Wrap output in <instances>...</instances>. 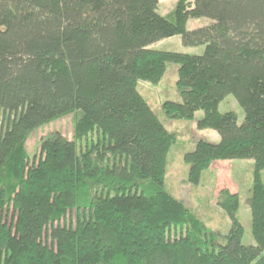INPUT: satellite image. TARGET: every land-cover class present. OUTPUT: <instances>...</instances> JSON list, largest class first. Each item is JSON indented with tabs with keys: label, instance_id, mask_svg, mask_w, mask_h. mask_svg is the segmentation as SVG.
I'll use <instances>...</instances> for the list:
<instances>
[{
	"label": "trees",
	"instance_id": "trees-1",
	"mask_svg": "<svg viewBox=\"0 0 264 264\" xmlns=\"http://www.w3.org/2000/svg\"><path fill=\"white\" fill-rule=\"evenodd\" d=\"M159 8L0 0V264H264V0H179L168 16ZM201 18L212 24L189 31ZM176 36L204 54L153 48ZM169 64L179 66L183 102H165L166 116L203 111L198 129L220 136L185 155L189 182L199 185L215 161H254L256 245L243 244L238 193L218 195L231 229L217 244L165 190L176 136L137 86L159 84ZM230 95L245 111L241 124L219 111ZM69 115L73 139L48 135L32 162V134Z\"/></svg>",
	"mask_w": 264,
	"mask_h": 264
},
{
	"label": "rangeland",
	"instance_id": "rangeland-1",
	"mask_svg": "<svg viewBox=\"0 0 264 264\" xmlns=\"http://www.w3.org/2000/svg\"><path fill=\"white\" fill-rule=\"evenodd\" d=\"M179 0H160L159 13L168 16L176 8ZM170 19V18H169ZM212 24L207 18L192 19L188 22L189 31L197 30ZM153 48L175 53L190 55H203L205 47H186L181 36H176L157 43ZM179 66L169 64L162 81L153 85L148 82H138L139 93L148 102L152 110L158 116L165 128L175 134L176 142L172 146L167 159V172L164 187L167 192L182 201L187 208L200 219L208 228L214 242L224 244L225 237L231 229V220L228 215L217 205L219 193L223 190L220 183L225 184L224 178H228L235 185L240 196V210L238 217L244 226L243 244L246 246L256 245L252 235V213L249 200L252 197L255 166L253 160H220L212 163L209 170L205 171L199 185L189 182L190 165L184 157L187 153L195 150L197 144L204 140L218 143L219 134L214 130H200L197 127L204 112L196 113L194 120H173L166 116L163 104L167 101L182 103L183 100L177 88ZM220 113L234 112L238 116L239 124L245 119V111L234 96H228L219 108ZM75 129V116L69 115L61 118L32 134L27 143L28 154L31 161H38L41 157V140L53 133H61L69 140L73 139ZM214 133V134H213ZM222 168L223 170H218ZM211 170V171H210ZM264 182V171L262 172ZM147 183H150L148 181ZM220 186V187H219ZM232 189L230 190L231 192ZM10 212V220H11ZM70 218V216H69Z\"/></svg>",
	"mask_w": 264,
	"mask_h": 264
},
{
	"label": "crops",
	"instance_id": "crops-1",
	"mask_svg": "<svg viewBox=\"0 0 264 264\" xmlns=\"http://www.w3.org/2000/svg\"><path fill=\"white\" fill-rule=\"evenodd\" d=\"M214 134V133H213ZM218 170H223L222 168H218ZM211 171V170H210ZM224 182H225V184H222V183H220V186L223 188V189H232V188H234V187H232V186H235V187H237V189H238V185L236 184L235 185V183H233L231 180H229L228 178H224ZM219 186V187H220ZM237 189H232V193H237Z\"/></svg>",
	"mask_w": 264,
	"mask_h": 264
}]
</instances>
